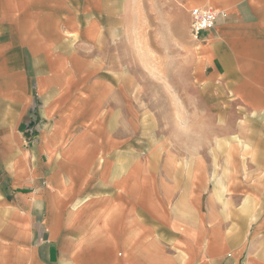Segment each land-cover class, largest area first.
I'll use <instances>...</instances> for the list:
<instances>
[{
    "label": "crops",
    "instance_id": "1",
    "mask_svg": "<svg viewBox=\"0 0 264 264\" xmlns=\"http://www.w3.org/2000/svg\"><path fill=\"white\" fill-rule=\"evenodd\" d=\"M184 2L220 13L195 38L202 85L264 106V0ZM113 15V0H0V264H264V212L241 209L235 169L208 192L186 148L117 127L97 49Z\"/></svg>",
    "mask_w": 264,
    "mask_h": 264
},
{
    "label": "rangeland",
    "instance_id": "2",
    "mask_svg": "<svg viewBox=\"0 0 264 264\" xmlns=\"http://www.w3.org/2000/svg\"><path fill=\"white\" fill-rule=\"evenodd\" d=\"M192 9L184 0H113V28L97 49L112 66L122 113L117 127L131 146L186 148L207 164L208 192L235 169L241 209L255 205L263 213L264 196L255 202L250 194L258 193L255 179L264 174V106L232 100L223 85H202ZM232 146L241 148L233 163Z\"/></svg>",
    "mask_w": 264,
    "mask_h": 264
},
{
    "label": "built area",
    "instance_id": "3",
    "mask_svg": "<svg viewBox=\"0 0 264 264\" xmlns=\"http://www.w3.org/2000/svg\"><path fill=\"white\" fill-rule=\"evenodd\" d=\"M220 13L211 7H195L191 11V33L196 39L213 29Z\"/></svg>",
    "mask_w": 264,
    "mask_h": 264
},
{
    "label": "bare ground",
    "instance_id": "4",
    "mask_svg": "<svg viewBox=\"0 0 264 264\" xmlns=\"http://www.w3.org/2000/svg\"><path fill=\"white\" fill-rule=\"evenodd\" d=\"M246 147L248 148V146L246 145Z\"/></svg>",
    "mask_w": 264,
    "mask_h": 264
}]
</instances>
